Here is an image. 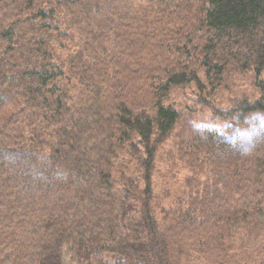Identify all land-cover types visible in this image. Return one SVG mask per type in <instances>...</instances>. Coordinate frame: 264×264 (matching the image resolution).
Here are the masks:
<instances>
[{
    "label": "trees",
    "instance_id": "trees-1",
    "mask_svg": "<svg viewBox=\"0 0 264 264\" xmlns=\"http://www.w3.org/2000/svg\"><path fill=\"white\" fill-rule=\"evenodd\" d=\"M263 76L264 0H0V264H264Z\"/></svg>",
    "mask_w": 264,
    "mask_h": 264
},
{
    "label": "rangeland",
    "instance_id": "rangeland-1",
    "mask_svg": "<svg viewBox=\"0 0 264 264\" xmlns=\"http://www.w3.org/2000/svg\"><path fill=\"white\" fill-rule=\"evenodd\" d=\"M251 72L231 73L232 75L229 81H226V83L223 84L224 90L219 94L217 102L219 101L221 105H226L235 99L242 98L244 95H252L256 87L254 86V73ZM182 90L183 89H178L173 91L174 93H171V97L182 107L184 116L192 117L193 121H218L216 114H214L211 108L201 107L200 103L196 104V91L194 86L186 87L185 90ZM159 167L162 174H165L168 170L166 162L159 163ZM182 172V174L177 175L176 183H173L174 181L171 182L165 191L159 185V182L155 183V192L158 197L157 200L160 201L162 208H168L176 200L179 192L182 191L180 188H184L185 179L191 174V172L186 169ZM63 264H81V262L80 260L71 257L69 254H65L63 257Z\"/></svg>",
    "mask_w": 264,
    "mask_h": 264
}]
</instances>
